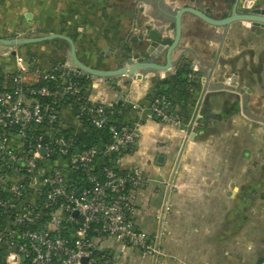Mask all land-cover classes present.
Returning <instances> with one entry per match:
<instances>
[{"label": "crops", "instance_id": "1", "mask_svg": "<svg viewBox=\"0 0 264 264\" xmlns=\"http://www.w3.org/2000/svg\"><path fill=\"white\" fill-rule=\"evenodd\" d=\"M234 3L0 0V38L61 33L73 39L80 61L100 70H115L132 61L163 65L180 9L192 7L222 19L231 14ZM243 4L241 0L240 13H246ZM263 8L264 0H257L255 9ZM61 48L50 42L10 50L0 47L2 86L20 68L27 84L40 83L42 72L61 64ZM18 58L23 59L20 68ZM172 61L164 79L152 70L113 79L86 75V83L81 81L84 99H63L58 130L71 141L74 156L100 143L97 130L80 116L87 109L83 100L90 106H119L117 122L137 124L141 130L131 151L112 159L100 156L93 167L98 173L107 165L143 171L146 185L132 197L134 219L139 229L156 237L160 251L145 255L107 239L98 245L95 264L264 262V28L242 22L215 27L185 14ZM180 63L191 68L190 80H198L197 85L189 93L172 83L163 96L173 99L185 124L155 121L149 116L152 100L162 94L163 81L172 82ZM66 65L71 66L67 58ZM44 163L74 176L70 160ZM17 178L13 173L9 180ZM39 199L38 192L28 201Z\"/></svg>", "mask_w": 264, "mask_h": 264}, {"label": "built area", "instance_id": "2", "mask_svg": "<svg viewBox=\"0 0 264 264\" xmlns=\"http://www.w3.org/2000/svg\"><path fill=\"white\" fill-rule=\"evenodd\" d=\"M22 61L18 58L19 68ZM19 70L0 88V188L10 195L0 198V264H95L98 245L107 239L158 254L156 237L134 219L132 197L146 185L143 171L107 165L98 173L93 167L100 156L112 159L131 151L141 137L140 125L118 123L115 104L91 105L80 116L86 113L96 130L107 128L111 141L74 156L71 141L58 128L66 95L84 99L83 85L74 79L81 73L61 63L30 85ZM149 116L185 124L173 99L165 96L153 98ZM54 158L70 160L74 176L60 166L48 168L44 162ZM13 173L16 181L9 180ZM38 192L40 199L29 202Z\"/></svg>", "mask_w": 264, "mask_h": 264}, {"label": "water", "instance_id": "3", "mask_svg": "<svg viewBox=\"0 0 264 264\" xmlns=\"http://www.w3.org/2000/svg\"><path fill=\"white\" fill-rule=\"evenodd\" d=\"M241 0H235L233 4L231 14L222 19H216L211 17L210 15L192 8V7H184L180 9L175 16V37L173 42L168 47L166 52V63L158 64L156 62H136L132 61L130 64H127L121 68L115 70H100L92 68L86 64H84L77 55V47L75 42L69 36L63 34H49L41 37H19L12 39L0 38V47H9L13 49H17L19 47L50 42L53 40H63L66 41L70 45V55L72 62L75 64L77 71L82 72L88 76L97 77V78H105V79H113L125 75H134L136 73H143L147 70L158 71L161 74V77L164 79L165 74L172 68L173 61L172 55L174 51L177 49L180 39L182 36V18L185 14H192L209 25L215 27H227L236 22H242L244 24H248L251 26H257L264 28V8L263 9H255V5L257 0H244L243 8L246 10V13H240L238 11L239 4ZM17 52L13 51L12 55L16 56ZM140 78V77H139ZM44 152V151H43ZM45 153V152H44ZM78 213H75L77 216ZM88 259H84V263H87Z\"/></svg>", "mask_w": 264, "mask_h": 264}, {"label": "trees", "instance_id": "4", "mask_svg": "<svg viewBox=\"0 0 264 264\" xmlns=\"http://www.w3.org/2000/svg\"><path fill=\"white\" fill-rule=\"evenodd\" d=\"M190 72H191V68L187 67V64L180 63L178 65V68H177L175 75L172 76V78H171L172 82L171 81H163V83H162V94H158V96H163V94L169 90L172 83H173L175 88L183 89V91L191 93L193 91L194 87L197 85L198 80H195V79L190 80V77H189ZM85 78H87V76L82 75V74H76L74 76V79H77V80H80V82L82 81V82L86 83ZM1 86H2V78L0 76V88H1ZM68 98H72V97H70L69 95H66V101ZM169 98H171V97H169ZM82 104L85 105L87 108L90 107V105L87 104V101H85V100L82 101ZM118 109H119V106L116 105L114 108L115 113H116V117H117ZM82 119L87 126L92 127V125L90 123V118L86 113H84ZM97 133H98L99 142L101 143L102 147H105L106 145H108L110 143L111 137H110V133H109L107 128L102 129V130H97ZM80 176L81 175L78 176L79 180L84 182L85 180ZM8 197H10L9 194H6L5 192L0 191V198L5 199Z\"/></svg>", "mask_w": 264, "mask_h": 264}, {"label": "rangeland", "instance_id": "5", "mask_svg": "<svg viewBox=\"0 0 264 264\" xmlns=\"http://www.w3.org/2000/svg\"><path fill=\"white\" fill-rule=\"evenodd\" d=\"M49 34H51V33H36L35 35H23V36H21V37H26V38H28V37H41V36H45V35H49ZM52 34H54V33H52ZM61 34V33H60ZM17 38H19V37H17ZM50 43H55V44H57V45H62L63 46V48H61L62 50V59H61V63H63V64H66V58H67V60L71 63V68L72 69H75V70H77V68H76V66H75V64L72 62V59H71V55H70V51L68 50L67 52H66V41H63V40H53V41H50ZM6 49L7 50H10V49H12V48H9V47H6ZM66 53H67V55H66ZM78 72V71H77ZM79 73H82V72H79ZM82 74H84V73H82ZM86 75V74H85ZM258 264H264V262H260V263H258Z\"/></svg>", "mask_w": 264, "mask_h": 264}]
</instances>
